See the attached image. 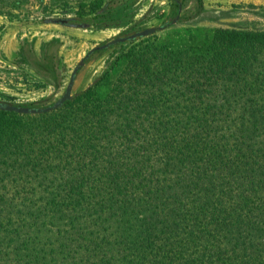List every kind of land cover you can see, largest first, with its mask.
<instances>
[{"label": "trees", "instance_id": "1", "mask_svg": "<svg viewBox=\"0 0 264 264\" xmlns=\"http://www.w3.org/2000/svg\"><path fill=\"white\" fill-rule=\"evenodd\" d=\"M118 67L50 113L0 110V264H264V30Z\"/></svg>", "mask_w": 264, "mask_h": 264}, {"label": "rangeland", "instance_id": "2", "mask_svg": "<svg viewBox=\"0 0 264 264\" xmlns=\"http://www.w3.org/2000/svg\"><path fill=\"white\" fill-rule=\"evenodd\" d=\"M60 1L0 0V9L5 12L11 9V13L14 12L18 16L16 20L22 21L9 25L4 31L0 60L7 62L6 65L16 70V74L23 78L26 76L37 84L50 86L49 97L37 105L42 108L52 105L62 96L73 68L89 50L116 36L169 24L175 16L171 0H111L110 4L115 10L108 18L111 22L125 25L124 28L99 32L95 29L79 30L39 24L42 19L37 16L44 13V7L50 2L55 7ZM84 1L88 0H70L69 3L85 4ZM103 1L95 0L93 7L98 8ZM99 2L100 5L95 6ZM182 2L180 16H193L196 1ZM203 7V12L192 20L172 24L133 43L117 46L99 54L93 53L78 71L72 94L84 91L107 73L115 76L120 68V60H124L129 53L142 46L159 45L172 40L186 42L191 37L200 39L217 28L264 30V0H203ZM82 12L87 13V10ZM31 13L33 15L30 18ZM90 18L92 17L84 20ZM96 20L97 24L102 18L98 17Z\"/></svg>", "mask_w": 264, "mask_h": 264}, {"label": "flooded vegetation", "instance_id": "3", "mask_svg": "<svg viewBox=\"0 0 264 264\" xmlns=\"http://www.w3.org/2000/svg\"><path fill=\"white\" fill-rule=\"evenodd\" d=\"M110 1L111 0H104L101 5L100 4L96 5V6L100 5L98 8L88 9L87 13L82 12L84 10L72 8L71 5L73 3H68L67 5H56L54 7L51 3L47 4V2H45V5L46 4L47 5L44 7V9H45L44 13H40L37 16V18L39 17L40 19H42L39 22V24H41V25H59L61 27L68 28V29H79V30L95 29L96 31H99V32H105V31H109V30H118V29L124 28L125 25H121L118 22H111V20L108 18L110 16V14H113V11L115 10L112 8ZM171 2L173 5V8H174V15H175V16H173V20L169 24H164V25L159 26L157 28L163 27L162 30H164L167 27L171 26L172 24L173 25L174 24H181L185 20L189 21V20L194 19L196 16H198V15H195V13L193 15L194 16L193 18H191L192 16L187 17V18L180 16V12L182 10V5H183L182 0H171ZM202 2H203V0H202ZM176 3L178 4V7L175 6ZM111 8L113 10H111ZM203 10H204V7H203ZM203 10H202V12H203ZM32 15H33V13H31L30 18ZM16 17H18V16H16V14L14 12L11 13V9L7 10V12H5L3 9H0V46H1L2 35L4 34V31L7 30V27L13 23H21L22 22L19 19L16 20ZM87 17H92V18H90L89 20H84ZM98 17H101L102 20H99V22H97V24H96L95 21H97L96 18H98ZM180 17L183 18L184 21L179 22ZM30 18L28 20H30ZM188 18H191V19H188ZM93 20H94V22H93ZM174 20H176L175 23H173ZM23 21H27V20H23ZM131 28H129V29H131ZM147 29H152V28H146V29H143L141 31H136L134 33H131V34L125 35V36H116L112 40H110L104 44H101L99 46H96L93 49L89 50L85 54V56L79 61V63L82 61L83 64L80 67H78L79 66V63H78L77 66H75L73 68V70L70 74L67 86L65 88V91L68 87V84H69L70 78L74 72V69L76 67H78V69L74 75L72 89H73V85H74L75 78H76L78 71L80 70V68H82V66L91 57V55L93 53L99 54L101 52H105V51H108L112 48H115L117 46H124L126 44L133 43V42H135L139 39H142V38L118 42V43L110 45L109 47L104 48V49H100V47L108 44L109 42H111L115 39L126 38L130 35H133V34L138 33V32H142V31L147 30ZM146 37H148V36H146ZM143 38H145V37H143ZM6 64H7V62L0 60V104L12 106V107H18V108H25V109L26 108L44 109V108L49 107V106H47V107L42 108V107H38L37 105H38V103L44 102L49 97L48 92H50V86L37 84L34 80H32L26 76H25V78H23L21 75L16 74V70L8 67ZM72 89H71L69 99L72 96H74L72 94ZM65 91H64V93H65ZM64 93L62 94V96L64 95ZM62 96L58 100H60L62 98ZM56 102H54V103H56ZM34 107H37V108H34Z\"/></svg>", "mask_w": 264, "mask_h": 264}, {"label": "water", "instance_id": "4", "mask_svg": "<svg viewBox=\"0 0 264 264\" xmlns=\"http://www.w3.org/2000/svg\"><path fill=\"white\" fill-rule=\"evenodd\" d=\"M175 22H176V20L173 21V23H175ZM162 29H163V27L156 28V29L155 28L147 29V30H144L142 32H138V33H135L133 35H130V36L126 37V38H118V39H115V40L109 42L108 44L100 47V49L107 48L110 45L116 44L118 42H123V41H127V40H135L137 38H143V37H146V36H150V35L158 32V31H160ZM82 64H83V62L81 61L79 63L78 67H80ZM78 67H76L74 69V72H73V74H72V76L70 78L68 87H67L64 95L62 96V98L60 100H58L53 105H51V106H49L47 108H44V109H29V108L25 109V108H18V107H12V106H8V105L0 104V110L6 111V112H13V113H17V114H26V115H40V114H46V113H50V112H52L54 110H57L70 97L72 84H73V80H74V75H75V72L77 71Z\"/></svg>", "mask_w": 264, "mask_h": 264}, {"label": "crops", "instance_id": "5", "mask_svg": "<svg viewBox=\"0 0 264 264\" xmlns=\"http://www.w3.org/2000/svg\"><path fill=\"white\" fill-rule=\"evenodd\" d=\"M52 1V0H51ZM70 2V0H61L59 2L60 5H67ZM51 3V2H50Z\"/></svg>", "mask_w": 264, "mask_h": 264}]
</instances>
